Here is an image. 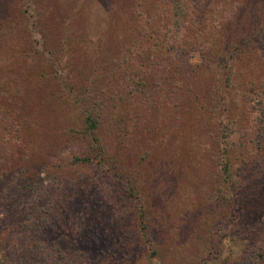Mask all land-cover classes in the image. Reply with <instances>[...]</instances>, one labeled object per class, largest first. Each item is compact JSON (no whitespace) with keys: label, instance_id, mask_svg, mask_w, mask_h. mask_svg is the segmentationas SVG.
Returning a JSON list of instances; mask_svg holds the SVG:
<instances>
[{"label":"trees","instance_id":"16d2710c","mask_svg":"<svg viewBox=\"0 0 264 264\" xmlns=\"http://www.w3.org/2000/svg\"><path fill=\"white\" fill-rule=\"evenodd\" d=\"M55 1L52 20L37 0H0V264H205L226 239L240 244L223 264H264V0ZM58 98L76 127L51 117ZM76 132L88 149L71 161L105 175L110 206L94 185L79 201L61 190L47 142ZM150 163L166 183L146 187ZM151 197L184 236L205 228L193 254L177 232L154 240Z\"/></svg>","mask_w":264,"mask_h":264},{"label":"rangeland","instance_id":"374dc122","mask_svg":"<svg viewBox=\"0 0 264 264\" xmlns=\"http://www.w3.org/2000/svg\"><path fill=\"white\" fill-rule=\"evenodd\" d=\"M37 2L39 5L38 7L40 9L43 8L46 10V12L49 11L51 15L49 14L48 15L51 17L52 20H53V17L55 19H59L60 14L64 12V10L59 8V4L55 0H44L43 5L39 4L40 0H37ZM63 6L66 7V3L63 4ZM251 7L252 5L248 6L247 10L249 11ZM242 11H245L243 8V5L237 6L236 12L238 13V17L241 18V23H244V21L246 20V17L240 14L242 13ZM43 16L45 18L47 16V13L43 12ZM65 20H67V17H65ZM229 25H231V23ZM188 60L191 63L198 64L201 60L198 50L196 49L191 50L189 52ZM69 75L71 77L72 74L69 73ZM32 90L35 94H37V91H38L37 88H33ZM67 103L69 104V102H66V100H63L62 98L55 99L54 102H49V106L51 107V117L52 118H53V114L56 115L61 110V112L57 115V121L61 124L66 125L64 127V130H66L68 125L76 127V123H77L76 121L77 117L75 116V114L73 112H69L66 110ZM46 106L48 108V104ZM70 106H72V104ZM67 107L69 106L67 105ZM47 108L45 109V112L41 113V119L43 121H46V117L48 116V114L46 113ZM62 108L65 110L62 111ZM74 110L76 109L74 108ZM138 112H140L142 116L145 115V113L142 112V108L139 109ZM66 115H69V116L67 117ZM129 123L130 124L133 123L134 125L133 130H132L133 134L129 135L131 138L129 136L127 137V139L129 140V144L131 145L132 143L130 139H132L133 140L132 142H134L138 139L140 140L143 138L140 136V125L134 124V122L131 120L129 121ZM47 149L48 150L54 149L55 151V152H52L54 154H51L52 156L54 155L55 157L53 159L54 160L53 164L57 166H62V168L61 169L58 168V170L60 169L63 172V177H65L61 183V187H62L61 190L64 189L65 195L75 190V193L70 196V199L79 201L78 199L79 193L76 190H80L81 188H86V187L89 188L92 185H94L96 187V190L93 193V202L95 204L99 202L105 206H110V202L112 203V200H114V193L112 192L113 185L111 184V182L109 183L107 182L108 179L105 177V175H101V173L96 174L93 171L92 166H89L88 163L80 162L79 164H74L71 161L72 154L83 153V152H86L88 149L86 141L82 139L81 136L77 134V132L74 134L69 133L65 135V138L63 139H61V136L55 137L52 140L51 138H49L47 142ZM131 151L132 150H129V148L127 147L126 151L122 152V153H126L124 161L126 162L128 161L129 163H131L132 159L134 158L133 156L134 154ZM171 154L172 152H170V155ZM150 167L153 168V163H150L149 167L144 165V169H145L144 170L145 171L144 184L146 185V187L148 188L150 186L152 187L154 183L158 185H159V182L166 183L167 176L165 175L163 180H159L156 173L153 170H150ZM50 171H53L52 168H50ZM100 179L106 181V183H103V182L100 183ZM146 187H144L143 189H145ZM108 196H110L111 198L108 199ZM155 201H156L155 197H151L149 200V205L153 207L152 208L153 214H152V217L150 218L149 224H150V232L152 233V237L154 238V240L157 239L158 241H161L162 239L168 240V238L170 240L172 239L171 238L172 235L175 232H177L179 236L174 238L175 242H177L178 244V243H181L182 241H185L187 244L190 245L188 248L189 251L187 252V255L193 254L192 252L196 250V246H202L201 237L205 233L204 232L205 228H202L199 235L197 236L198 231H195L196 226L189 225L188 227H186V231H189L190 233L185 234L186 236H184L182 232V228L184 225L182 224L180 220V218H182L180 216V213L178 211L174 212L175 216L172 217L171 214H168V211L164 208V206L161 203L155 202ZM102 210H103L104 215L98 212L93 213L94 220H98L100 217L101 218L105 217L106 219L107 218L109 219L111 212L107 210V207H104V209ZM206 211H208L207 206H206V209H203L202 206L198 207L196 205L192 206L191 208L192 215H195L196 213H204ZM119 218L121 219L122 224L125 222L126 227L127 225L128 227L131 226L132 225L131 221L133 218V210L129 208L124 209L123 216L121 215L119 216ZM161 229L163 231L159 235L158 233L161 231ZM239 244L240 243H238V241L234 239L224 240L220 248V252L217 255H215L214 258H212L211 260H208L205 264H223L222 261H223L224 256L227 254V252H230V251H233L234 253L237 252L239 249ZM185 259H186V255L184 254L181 257V261ZM127 263L129 262L128 261L124 262L121 260V261H118L117 264H127ZM99 264H105V263H99Z\"/></svg>","mask_w":264,"mask_h":264}]
</instances>
